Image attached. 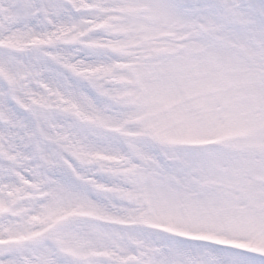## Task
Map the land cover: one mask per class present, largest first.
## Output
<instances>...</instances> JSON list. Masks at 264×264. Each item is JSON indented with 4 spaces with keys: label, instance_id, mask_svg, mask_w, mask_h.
<instances>
[{
    "label": "snow or ice",
    "instance_id": "1",
    "mask_svg": "<svg viewBox=\"0 0 264 264\" xmlns=\"http://www.w3.org/2000/svg\"><path fill=\"white\" fill-rule=\"evenodd\" d=\"M0 264H264V0H0Z\"/></svg>",
    "mask_w": 264,
    "mask_h": 264
}]
</instances>
